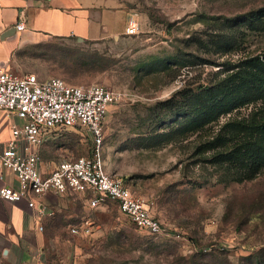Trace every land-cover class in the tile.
<instances>
[{
	"label": "rangeland",
	"instance_id": "rangeland-1",
	"mask_svg": "<svg viewBox=\"0 0 264 264\" xmlns=\"http://www.w3.org/2000/svg\"><path fill=\"white\" fill-rule=\"evenodd\" d=\"M130 7L138 34L30 44L23 47L20 73L98 83L115 93L104 124L106 169L146 198L165 234L137 228L114 201L90 208L87 196L69 192L43 231V262L264 264V170L253 181L221 182L224 174L204 160L211 152H198L222 125L262 102L236 108L207 130L182 129L187 118L159 105L183 87L219 79L228 61L264 54V28L254 16L264 0H132ZM222 31L236 34L237 47H200L199 40ZM79 132L42 146V159L53 164L89 152L91 137ZM171 133L167 144L138 142ZM83 220L92 232L72 234L70 226Z\"/></svg>",
	"mask_w": 264,
	"mask_h": 264
},
{
	"label": "built area",
	"instance_id": "built-area-1",
	"mask_svg": "<svg viewBox=\"0 0 264 264\" xmlns=\"http://www.w3.org/2000/svg\"><path fill=\"white\" fill-rule=\"evenodd\" d=\"M2 3L0 0V7ZM25 28L24 20L16 24L18 31ZM139 30V20L132 15L125 34L136 35ZM116 99L110 88L98 83L74 85L60 77L41 80L34 73L22 76L0 70V110L12 119L11 137L0 141V198L26 201L44 217L54 214L42 203L49 194L83 192L89 195L90 208L111 200L137 227L155 235L165 233L164 224L152 214L146 198L122 177L106 169L104 124ZM58 127L87 129L92 138L91 151L76 159L61 161L50 174L43 175L39 166L41 158L33 148L43 141L47 130ZM8 174L16 184L8 183ZM39 229L43 230V225ZM69 229L74 235H89L92 224L83 220Z\"/></svg>",
	"mask_w": 264,
	"mask_h": 264
},
{
	"label": "crops",
	"instance_id": "crops-1",
	"mask_svg": "<svg viewBox=\"0 0 264 264\" xmlns=\"http://www.w3.org/2000/svg\"><path fill=\"white\" fill-rule=\"evenodd\" d=\"M131 2L132 0H3L0 7V70L22 76L30 74L20 73L23 69V47L30 44L48 39L101 40L125 34L128 19L133 15ZM22 20L26 28L18 31L16 24ZM11 121L0 110V141L11 137ZM82 130L91 137L90 132L83 127H58L45 132L43 141L33 148L41 158L39 166L43 175L50 174L61 161L71 159L49 164L42 159L40 148L46 144L63 142L67 138V131ZM7 179L8 183L16 184L11 174H8ZM79 193L87 196V205L90 207L89 195ZM69 194L46 196L42 203L54 214L44 217H40L38 210L30 208L26 201L10 202L0 198V264H45L42 259L45 252L43 231ZM40 225H43V230L39 229Z\"/></svg>",
	"mask_w": 264,
	"mask_h": 264
},
{
	"label": "trees",
	"instance_id": "trees-1",
	"mask_svg": "<svg viewBox=\"0 0 264 264\" xmlns=\"http://www.w3.org/2000/svg\"><path fill=\"white\" fill-rule=\"evenodd\" d=\"M263 11L264 9L254 12L262 28ZM198 43L200 47L228 50L237 47L238 38L234 33L222 31L211 34ZM226 64L227 68L220 71L219 79L183 87L159 105L173 110L182 120L187 118V121H182V129L207 130L223 115L236 108L262 102L260 109L252 110L247 117L230 119L198 146L199 153L211 152L210 157H205L204 160L224 174L219 181H253L264 170V54L228 61ZM171 135L173 133L150 138L140 136L138 142L140 145L154 146L155 140L161 138L167 144Z\"/></svg>",
	"mask_w": 264,
	"mask_h": 264
}]
</instances>
